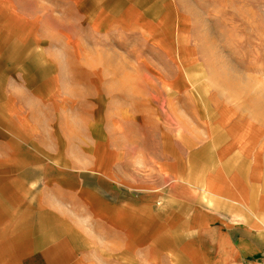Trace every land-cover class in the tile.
Instances as JSON below:
<instances>
[{
  "label": "rangeland",
  "instance_id": "rangeland-1",
  "mask_svg": "<svg viewBox=\"0 0 264 264\" xmlns=\"http://www.w3.org/2000/svg\"><path fill=\"white\" fill-rule=\"evenodd\" d=\"M12 1L33 18L1 38L23 37L27 67L42 53L60 133L85 119L122 153L125 195L199 184L228 149L264 174V0Z\"/></svg>",
  "mask_w": 264,
  "mask_h": 264
},
{
  "label": "crops",
  "instance_id": "crops-1",
  "mask_svg": "<svg viewBox=\"0 0 264 264\" xmlns=\"http://www.w3.org/2000/svg\"><path fill=\"white\" fill-rule=\"evenodd\" d=\"M12 2L0 33L33 18ZM18 35H0V264H264V174L251 152L226 150L199 184L181 172L162 196L125 195L122 153L85 119L59 132V84L42 53L24 64Z\"/></svg>",
  "mask_w": 264,
  "mask_h": 264
}]
</instances>
